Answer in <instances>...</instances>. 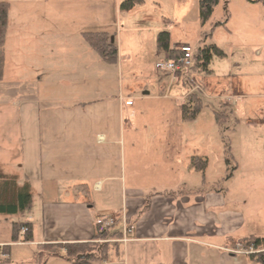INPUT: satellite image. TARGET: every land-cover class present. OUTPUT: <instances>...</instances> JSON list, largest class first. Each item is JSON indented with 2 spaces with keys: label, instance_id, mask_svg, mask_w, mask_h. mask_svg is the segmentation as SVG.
Here are the masks:
<instances>
[{
  "label": "rangeland",
  "instance_id": "374dc122",
  "mask_svg": "<svg viewBox=\"0 0 264 264\" xmlns=\"http://www.w3.org/2000/svg\"><path fill=\"white\" fill-rule=\"evenodd\" d=\"M1 2L10 5L6 78L0 85L2 135L6 128L9 137H17L18 129L14 127L22 117L23 123L33 126L30 130L23 128L25 135L32 144L36 143L37 130L32 124L50 115L51 108L70 106L85 91L86 97L103 100L111 107L105 112L91 109L81 119L91 124L92 132L88 136L94 140L100 134L116 140L123 138V162L116 164L115 172L122 173L130 185L135 180L139 187L149 189L152 182L148 180L155 170L158 171L155 185H176L181 181L167 172L170 165L176 164V150L165 143L175 136L187 140L176 154L181 168L190 165L185 154L195 149L201 158H210L206 175L199 173L196 180L205 183L202 189L205 197L214 189L219 195H215L216 200L224 207L210 208L205 214L203 236L197 237L202 242L198 245L201 252H182L185 254L182 258L170 252V264L201 261L224 264L222 257H215L217 252L230 255L248 250L249 247L244 248L246 240H242V231L264 232V0H221L205 28L199 20L198 0ZM131 2L134 7L126 8ZM227 20L226 27L214 28L217 22ZM98 32L108 33L110 42L114 39L115 46H122L131 59L123 57L116 64L105 62L83 36ZM161 32L170 33L172 49L188 46L196 52L204 46L216 45L226 56L214 58L210 73L194 71L193 67L178 74L160 72L156 64L171 59L162 50L158 54ZM191 91L202 98L203 108L195 121L186 122L175 97H184ZM111 96L131 98L134 117L125 111L121 116L119 101L109 100ZM223 104L235 107V111L231 107L224 111L230 114L225 125L227 131L218 127L215 119V112ZM131 140L136 144L135 149ZM119 147L113 150L114 154L118 151V158ZM88 150L91 155L103 153L96 152L93 146ZM36 153L35 146L28 149V165L33 163ZM233 158L247 169L231 177ZM159 168L163 173H159ZM44 173L47 177L50 170ZM133 197L134 193L124 190L117 194V202L132 204ZM40 199L35 194V202ZM235 207L240 214L235 215L237 220L228 223L231 208ZM0 217L7 219L0 224V240L9 241L10 223L19 215ZM37 252V247L31 249L25 245L9 248L15 262L26 259L34 264ZM126 254L127 264H133L132 252ZM120 255L119 261L111 252L105 263L123 264L125 252Z\"/></svg>",
  "mask_w": 264,
  "mask_h": 264
},
{
  "label": "crops",
  "instance_id": "0c3cea01",
  "mask_svg": "<svg viewBox=\"0 0 264 264\" xmlns=\"http://www.w3.org/2000/svg\"><path fill=\"white\" fill-rule=\"evenodd\" d=\"M160 50L158 45V54H161ZM171 50L178 49L171 48ZM118 52L120 63L123 57L131 59L129 52H124L122 46L118 48ZM5 53V74L0 85L6 78L8 61L6 47ZM167 54L165 53L168 59L170 57ZM191 93L193 91L189 95ZM87 94L81 91L78 97L72 100L73 103L70 106L51 108L50 115L42 117L37 124H32L37 130L35 132L37 142L34 144L23 131V128L30 130L33 126L29 127L28 123H23L22 117L14 127L15 130L18 129L17 137H9L3 126L5 129L3 135L0 132V170L8 176L16 177L20 186L30 184L33 203L29 212L19 215L16 221L10 223L11 232H8L11 235L7 237L9 241L0 240V247H11L12 245H25L31 249L37 247L38 252L34 256V264H38L36 258L45 246L55 247L54 251H60L64 255L66 249L60 247L93 241L96 235V219L111 215L119 218L115 232H122L124 222L131 228L130 241L126 244H114L116 246L111 251L119 261L122 259H119L121 252H125L123 264H127L128 254L126 252H132L133 264H170L169 258L172 256L170 252H175L174 257L181 258L185 257L182 252H201L198 251V245L200 247L202 242L197 237L203 236L205 214L210 208L224 207L216 200L214 189L207 198L202 190L205 183L196 180L199 173H202L203 177L206 175L210 167V158L203 157V159L206 158L207 167L203 172L197 171L192 166L191 160L193 157L201 156L199 150L195 149L193 153L185 154L186 159L190 160V165L181 168L180 158L176 154L184 148L187 140L185 141L181 136H175L165 143L168 148L176 150V164L170 165L167 172L171 176L180 177L181 181L176 185H155L156 172H158L155 170L148 180L149 183L152 182L149 189L139 187V182L135 180L130 185L123 179L122 173L118 175L115 172L116 164L118 165L119 162L122 165L123 162V138L116 140L107 134H100L98 139L94 140L88 136L92 132L91 124L81 119L91 113V109L105 112L111 107L103 100L86 97ZM187 95L181 98L175 97L181 105L179 107L182 108L189 97ZM108 99L119 101L121 116L125 111L134 117V110H132L134 105L128 108L124 103L127 100L132 101L131 98L117 99L111 96ZM222 106L226 109L231 107L235 111V107L228 104ZM216 125L220 127L217 122ZM131 141L135 149L136 144L133 140ZM33 146L37 151L36 157L33 163L28 165L26 154ZM92 146L97 149L96 152L103 153L91 155L88 148ZM118 146H120L119 158L116 156L118 151L116 154L113 152L114 147ZM232 161L235 165L231 177L247 169V166L236 158ZM87 162L90 165L85 167ZM46 170H50V175L47 177L44 173ZM89 170H92L90 174ZM159 173H163L161 168H159ZM124 190L126 193L127 190L134 193V203L129 204L128 201H124L119 204L117 202V194L123 193ZM162 192H168V194H161ZM35 194L41 198L40 201L35 202ZM216 196L219 197V195ZM231 209L233 210L231 216L228 215V223L237 220L235 215L240 214L236 207ZM3 217H0V224L7 222V219L3 220ZM25 221L32 224V242H25L22 238L18 242H13V224ZM242 234V240H246L244 248L250 241L260 239L262 240L260 249L264 251V232L242 231ZM223 253L217 252L215 257H222L224 264H257L251 255ZM5 256L6 259L0 261V264H31V261L26 259L15 262L10 255L5 254ZM196 257H198L197 254ZM119 261L115 264H122ZM47 264L71 263L62 257H52ZM200 264L204 262L201 261Z\"/></svg>",
  "mask_w": 264,
  "mask_h": 264
},
{
  "label": "trees",
  "instance_id": "16d2710c",
  "mask_svg": "<svg viewBox=\"0 0 264 264\" xmlns=\"http://www.w3.org/2000/svg\"><path fill=\"white\" fill-rule=\"evenodd\" d=\"M221 0H198L199 7V20L201 27L205 28L212 19L216 8L219 6ZM134 3L131 2L126 8L131 9L134 7ZM9 16L10 5L5 2L0 3V82L4 79L5 65H6V53L5 47L7 42V35L9 29ZM229 17L226 8V18ZM226 22H217L214 28L226 27ZM84 39L89 45L99 54V56L107 63L116 64L119 61V52L115 44L110 42V36L106 32L98 33H84ZM206 39L207 36L205 35ZM159 48L165 53L169 54L171 59H176L180 56L178 50H171V37L168 32H161L158 36ZM226 55L218 46H204L199 48L196 52H193V69L194 71H202L210 73V67L215 57L224 58ZM203 108L202 98L192 93L182 105V119L186 122L195 121ZM226 107L223 106L220 111L215 112V119L217 124L226 129L228 118L230 114L226 115ZM226 117V118H225ZM192 166L197 171H205L207 167V161L201 157H193ZM231 164L230 161H228ZM161 194H168V192H162ZM33 203V195L31 192L30 184L26 183L20 186L18 179L13 176H8L0 170V215H24L31 210ZM26 229V232L22 234V230ZM13 242H18L21 238L25 242H32L33 240V227L30 222L14 223L12 226ZM122 233L114 232L112 234L99 233L96 230L94 240L89 243L67 244L62 249H66V253L61 254L60 251H54L55 247L45 246L39 252L36 261L38 264H47L52 257H62L69 261L71 264H98L108 262L112 248L116 245L106 243L99 244L96 240L120 238ZM253 245L259 252L251 255L252 259L256 260L257 264H264V251H261L262 240L256 239L250 241L247 247ZM10 247H0V252H4L9 255Z\"/></svg>",
  "mask_w": 264,
  "mask_h": 264
},
{
  "label": "built area",
  "instance_id": "2783aa9c",
  "mask_svg": "<svg viewBox=\"0 0 264 264\" xmlns=\"http://www.w3.org/2000/svg\"><path fill=\"white\" fill-rule=\"evenodd\" d=\"M178 51L181 53L180 56H178L176 59H169L166 61H162L156 64V69L160 72L169 73V74H178L182 72L183 69H190L193 67V50L188 46H182L178 49ZM125 106L130 108L133 106V102L131 100H127L124 102ZM119 218L117 216H103L99 217L95 221V227L96 230H98L99 233H106V234H112L115 232V228L118 225ZM26 232V229L22 230V234ZM122 237L120 238H112V239H103L100 238L96 240L99 244H126L130 241V235H131V228L124 222V226L122 229ZM244 252H232L234 254H247V255H253L257 252L254 250V247L249 248L248 250H243ZM0 259L4 261L6 259V256L3 252H0Z\"/></svg>",
  "mask_w": 264,
  "mask_h": 264
},
{
  "label": "water",
  "instance_id": "95a60500",
  "mask_svg": "<svg viewBox=\"0 0 264 264\" xmlns=\"http://www.w3.org/2000/svg\"><path fill=\"white\" fill-rule=\"evenodd\" d=\"M111 43L114 44V39H112V42Z\"/></svg>",
  "mask_w": 264,
  "mask_h": 264
},
{
  "label": "flooded vegetation",
  "instance_id": "af4514ba",
  "mask_svg": "<svg viewBox=\"0 0 264 264\" xmlns=\"http://www.w3.org/2000/svg\"><path fill=\"white\" fill-rule=\"evenodd\" d=\"M256 252H258V251H256Z\"/></svg>",
  "mask_w": 264,
  "mask_h": 264
}]
</instances>
